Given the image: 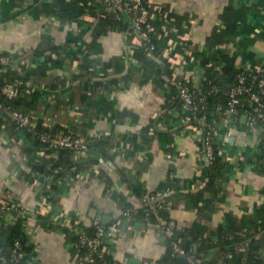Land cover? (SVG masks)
Wrapping results in <instances>:
<instances>
[{
	"label": "crops",
	"instance_id": "1",
	"mask_svg": "<svg viewBox=\"0 0 264 264\" xmlns=\"http://www.w3.org/2000/svg\"><path fill=\"white\" fill-rule=\"evenodd\" d=\"M108 1L0 0V53L23 57L15 72L40 92L30 98L31 111L89 140V151L73 153L72 177L51 198L86 223L101 219L107 226L129 207V227L106 239L120 264H163L167 239L188 233L211 245L203 252L208 260L223 263L231 253L222 249V226L233 222L247 230L264 211V176L251 162L264 128L249 126L241 114L229 132L219 118L217 148L230 158H222L230 169L210 183L188 111L176 106V79L200 89L208 67L203 59L219 68L222 49L237 65L264 62V0H148L162 8L152 19L162 46L155 63L134 24L106 22V12L116 11ZM37 148L24 132L0 127V197L14 189L29 210L36 264H79L70 235L53 223L45 227L36 212L43 175L34 166H50L60 155ZM100 155L112 160L114 172H102ZM172 170L179 186L166 197V234L139 210L141 195L160 189ZM12 225L9 220L1 229ZM258 238L236 250H261Z\"/></svg>",
	"mask_w": 264,
	"mask_h": 264
},
{
	"label": "built area",
	"instance_id": "2",
	"mask_svg": "<svg viewBox=\"0 0 264 264\" xmlns=\"http://www.w3.org/2000/svg\"><path fill=\"white\" fill-rule=\"evenodd\" d=\"M118 5L130 17L137 31L141 33L140 36L144 43L146 45L150 44L153 47L148 31L143 28L147 26L149 31L154 32L152 19L155 17V12L161 11L162 8L158 5L150 4L148 0L147 3L146 0H109L107 2V8L110 10H119ZM23 61V57L0 56V110L2 111L1 117L3 118V123L0 127L8 131L13 125H16L21 132H25L24 130L31 131L34 134L33 139H39V141L47 145V148L56 151L61 149H73L77 151L88 149L90 144L86 135L77 133L70 127H67L69 130L67 133L53 134L47 131H37V122L38 120H42L38 111L22 112L20 110H11L10 107L2 103L1 100L3 98L13 100L23 95L29 99L32 98V89L28 87L22 90V84L26 82L24 74L17 73V71V75L10 79L4 75L8 72L9 68L16 71L17 68H20L18 63H24ZM241 66L244 71L238 75L236 85L229 89H220L218 87H214L213 89L215 91L221 90L224 95L229 97L227 110L221 123L224 126L223 128L229 132L237 127L236 122H238L241 114L246 115L249 126L264 128V62L255 66ZM180 79L178 85L179 96L183 102V106L188 111L189 120L193 116L197 121V124L191 123L189 130L197 134L199 145L203 142L202 146L200 145V154L205 166L210 165L216 153L229 161L230 158L224 155L220 149L217 148L216 150L221 125L210 123L205 115H199L200 109H204L207 106L201 88L196 89L197 93H194L190 86L191 81L187 78ZM247 103L253 106L252 111L247 110ZM242 151L238 150L237 152L241 154ZM97 160L99 163L98 167L101 165L109 170L104 166L105 164L115 169L111 159L100 155L97 157ZM40 181L36 212L38 215H48L53 224L60 226L66 232V236L70 235V246L75 250L79 264H120L115 260V256L111 248L108 247L106 239L109 235H118L129 227L131 212L128 209H124L117 221L109 226L95 221L93 223H86L73 212L53 202L51 198L52 191L56 190V184L61 183V179L57 175L43 176V179ZM168 183L174 184L176 186L175 189L179 186L176 172L173 170L168 177ZM171 191L159 189L154 193L144 192L141 195L143 216L148 219L153 218L166 234L170 232L166 219V194ZM29 217L30 212L19 200V193L16 190L8 189L6 196L0 197V227L9 220H11L12 224L22 220L24 229L29 235L28 243L31 244L30 234L27 230L29 227ZM92 226L94 227V231L90 232L89 229ZM23 246L24 244L21 240H16L13 250L7 254L5 253L6 247L0 243V264H18L19 259L23 256L27 257L25 264H36V246L28 254L23 252ZM170 246L175 255L185 257L189 264H204L201 259L187 252L181 239L174 238ZM83 247L88 250V254L85 257H82L79 253Z\"/></svg>",
	"mask_w": 264,
	"mask_h": 264
},
{
	"label": "trees",
	"instance_id": "3",
	"mask_svg": "<svg viewBox=\"0 0 264 264\" xmlns=\"http://www.w3.org/2000/svg\"><path fill=\"white\" fill-rule=\"evenodd\" d=\"M147 3V0H146ZM104 19L106 22H111L114 24H117L118 26H128V23L125 20L124 15L120 12V10H116L113 13H106L104 15ZM144 30L148 31L149 38L151 40V44L146 45V48L148 50V54L151 56L150 61L152 63H155L153 58L161 59L162 57V46L159 43V39L157 38V35L153 31H149L147 26L143 28ZM141 35V33H140ZM56 49H58L56 47ZM219 55L221 58V66L219 68H214L212 61H210V58H204L203 62L206 64L207 72L205 75V79L202 82L201 90L202 94L205 96L207 106L204 109H200L199 115H205L206 118L210 123H216L218 125L219 118L221 116H224L226 113V108L228 105L229 97L224 95L222 91H215L213 90L214 87H218L220 89H229L232 86L236 85L238 82V75L243 72V67L241 65L236 64V60L232 57L231 54L228 52H225L222 50H219ZM1 55H8V53L3 52L0 53ZM22 67H24L22 65ZM160 71V69H159ZM166 73L170 76L171 72L168 67H166ZM6 78H14L17 74L15 70L12 68L8 69V72L4 74ZM181 79L177 78V87L179 92V81ZM1 84V83H0ZM192 92L197 93L196 89H194L191 85ZM29 86L27 85V82H24L22 84V90L27 89ZM177 89V88H176ZM33 97H37L40 95V92L38 90H35L32 94ZM195 95V94H194ZM180 97V96H179ZM198 100V98L196 97ZM175 99L171 100L169 102V105L172 104V102ZM2 103L6 106L10 107L11 110H20L22 112H30L31 111V102L30 99L27 98L25 95L21 97H17L13 100H8L3 98ZM176 106H183V102L181 98L176 102ZM247 110L252 111L253 106L250 103H247ZM1 110H0V125L3 123V118L1 117ZM191 123H196L197 121L192 116L190 119ZM37 131H47L51 132L53 134L55 133H67L69 130L66 127H60V126H49L46 124L43 120H38ZM13 134L17 133L19 131V128L16 125L12 126ZM24 134H27L31 139H33V132L24 130ZM35 144L37 145V150H39L40 147H44L46 152H52L55 151L54 149L47 148V145L45 143H42L39 141V139H33ZM203 142L200 143L202 146ZM90 148L83 150V151H89ZM34 149L31 148V150L26 151L28 152L33 151ZM217 150V146H216ZM59 157L54 161V163L50 166L45 165H37L34 166V169L37 173L43 176H53L57 175L58 178L61 179L60 184H56V188H60L61 186H64L69 179L72 177L71 175V160L73 158V153L80 152L73 149H61ZM251 162H253L254 167L259 171L261 174L264 173V137L262 138V141L260 142L258 146V150L254 157H251ZM96 164L98 165V161H96ZM100 168L102 172L108 173V170L105 169L103 166L100 165ZM206 169L210 170V183L214 181L215 177L223 175L224 172H227L230 169V164L227 162H224L222 157L219 154H215V158L210 162V165L206 167ZM25 178H28V174H25ZM175 185L171 183H164L163 186L160 188L164 191H171L175 189ZM159 190V189H158ZM125 209H128L130 212V208L127 206H124ZM143 207L141 210H139L140 213L142 212ZM132 215V214H131ZM41 221L44 223V226L47 228H50L52 226V221L49 218L48 215H40L39 216ZM151 220H154L151 218ZM249 229L247 230H240L239 227H236L233 222L228 223L226 226H222V230L224 229V238L221 240V246L224 252L231 253V257L227 260L223 261V263L220 264H264V211H262L259 216L254 218V220L248 224ZM253 228L254 231L250 232V229ZM90 232L94 231V227L92 226L90 229ZM221 230V231H222ZM233 235V237L231 236ZM257 235L259 236V243L262 247V253L261 250L257 251L252 249L251 247L247 246L246 250L244 251H237L236 246L238 244H246L248 241L252 242V240L257 238ZM174 238H179L182 240L183 245L187 252L190 254H193L197 258L201 259L204 264H218L215 261L208 260L207 256L203 254L211 245H207L206 241L199 240L189 233L187 235H174L167 239V244L169 246L168 254L165 257V260L162 261L163 264H189L187 262V259L182 256H177L173 253V250L170 246L171 241ZM16 240H21L24 244L23 252L25 254L30 253L34 245L31 243L29 244V235L27 231L24 229L23 221L19 220L12 226H10L6 231L2 230L0 227V243L4 244L6 247L5 253L9 254L14 248V243ZM28 243V245H27ZM259 246V247H260ZM82 257L87 256L88 250L87 248L83 247L81 251L79 252ZM263 254V255H262ZM27 257H22L19 259L18 264H25L27 262Z\"/></svg>",
	"mask_w": 264,
	"mask_h": 264
},
{
	"label": "water",
	"instance_id": "4",
	"mask_svg": "<svg viewBox=\"0 0 264 264\" xmlns=\"http://www.w3.org/2000/svg\"><path fill=\"white\" fill-rule=\"evenodd\" d=\"M118 9L123 13L124 17H125V18H126L131 24H133V22H132V20L130 19V17H129V16L123 11L122 7L118 5ZM134 26H135V25H134ZM103 164H104V163H103ZM104 166H106L111 172H114V171H115L113 168H111V167H109V166H107V165H105V164H104ZM173 192H174V190L171 191V192H169L168 194H166V197H167L169 194L173 193ZM95 222H97V223H99V224H102V225H106V223L103 222L101 219H96Z\"/></svg>",
	"mask_w": 264,
	"mask_h": 264
}]
</instances>
